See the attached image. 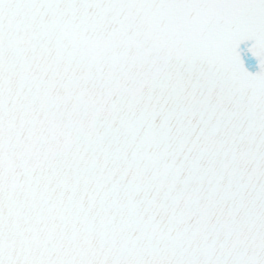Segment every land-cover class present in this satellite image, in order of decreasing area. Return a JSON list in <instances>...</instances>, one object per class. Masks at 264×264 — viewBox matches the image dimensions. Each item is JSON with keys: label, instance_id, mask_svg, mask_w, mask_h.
<instances>
[{"label": "snow or ice", "instance_id": "6c2138e0", "mask_svg": "<svg viewBox=\"0 0 264 264\" xmlns=\"http://www.w3.org/2000/svg\"><path fill=\"white\" fill-rule=\"evenodd\" d=\"M0 264H264V0H0Z\"/></svg>", "mask_w": 264, "mask_h": 264}]
</instances>
